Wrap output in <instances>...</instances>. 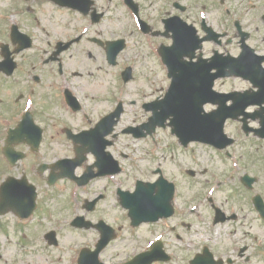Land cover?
<instances>
[{
    "label": "rangeland",
    "instance_id": "374dc122",
    "mask_svg": "<svg viewBox=\"0 0 264 264\" xmlns=\"http://www.w3.org/2000/svg\"><path fill=\"white\" fill-rule=\"evenodd\" d=\"M22 5H24L23 11L11 12L10 9H20ZM119 5L120 1L105 15L99 25L90 29L91 36H97L102 40L118 36L126 39L127 48L121 54L118 66L107 65L104 61V51L100 47L82 44L81 50L84 52L81 54L80 62L85 67H90V71L81 74L76 81L81 88L89 87L98 90L104 87L112 93L114 100H117L116 96H119V99L125 103V111L118 129L144 121L147 113L142 108V101L162 98L169 83L164 68L161 65L157 66V58L146 52L141 37L128 22L124 10ZM12 13H17L14 18L19 21L20 28L32 32L40 43L57 36L60 29L63 36L72 35L77 30L81 33L85 29L79 26L82 21L76 15L55 7L47 0H31L26 3L22 0H0V20H3L2 17L12 19L13 17H7ZM69 18H71L68 22L69 27L75 29L73 33L65 28ZM38 20L41 25L36 26ZM0 26L4 25L0 23ZM87 52H90L93 57L88 58ZM128 62L135 70V78L124 85L118 78V70ZM231 83L236 84L232 79L217 82L216 88L222 85L227 87L234 85ZM130 101L135 103L132 104ZM120 152L124 154L123 157L119 156ZM112 153L119 156L122 172L111 178L91 182L84 190L83 197L82 192L68 182H60L52 188L46 187L45 183L41 182L39 190L42 206L33 218L22 222L12 214L1 216L0 264H69L74 254L72 249L75 250L76 245L79 244H91L90 242L97 234L94 229L79 230L70 227L69 223L73 216L82 214L93 222L101 218L119 231L117 238L103 256L106 261L125 259L138 252L135 242L148 237L150 231H157V226L143 224L138 228H131L126 212L117 204L115 190L117 187L133 190L137 179L153 181L156 178L153 170L156 168H160L178 185L180 193L175 201L178 208L175 215L177 219L185 216L190 206L196 205L197 212L188 219L194 222L202 221L201 225L195 224L193 227L194 234L197 235H192L194 238L203 241L209 232L216 233L231 229L230 223L225 226H211L210 205L204 196H213L215 205L235 203L242 207L243 212H247L248 206L242 195L243 189L240 188V193L237 191V176L241 174V169L238 170L234 165V159L232 162L222 160L217 155L219 153L197 143L184 148L176 142L169 128L160 129L152 139H135L130 135L119 134L114 140ZM188 169L195 170L196 175L189 176L186 173ZM12 173L17 174L20 171ZM28 175L35 180L38 179L33 172H28ZM260 188L264 191L263 184ZM101 191H106L107 197L98 211L86 213L81 208L82 200ZM75 193L78 195L73 198ZM249 218H254L253 212L249 214ZM255 218L256 220L251 222L249 231L245 232L264 237V226L261 225L256 214ZM51 229L56 231L59 240V245L56 247L49 246L43 237L44 232ZM160 229L168 230L163 226ZM197 230L201 232L197 234ZM178 233L186 236L185 228L178 227ZM166 239L169 242L170 236H166ZM171 239L173 240L172 248L177 251L176 255L180 258L186 256L188 252H181L177 248L179 243L174 236ZM175 263L187 264L183 260L178 262L177 257Z\"/></svg>",
    "mask_w": 264,
    "mask_h": 264
},
{
    "label": "flooded vegetation",
    "instance_id": "af4514ba",
    "mask_svg": "<svg viewBox=\"0 0 264 264\" xmlns=\"http://www.w3.org/2000/svg\"><path fill=\"white\" fill-rule=\"evenodd\" d=\"M111 1L77 0L76 5H80L82 11L89 7L87 15L77 12L92 21L96 15L94 10L101 11L100 7ZM133 1L136 3L138 18L149 27L148 36L153 37L154 33H161L153 38L170 43V37L162 34L165 28L164 21L178 18L185 25L194 28L200 38L208 39L207 28L213 29L219 35L202 43L201 53L204 57H209L213 51H217L231 55L237 64L249 66L251 72L256 69L258 63L264 70V0ZM122 3L128 9L129 2L122 0ZM129 9L139 26L135 14L130 7ZM175 22L176 20H173L169 25ZM168 33L172 35L171 31ZM0 38L8 39L7 45L14 63V70L11 73L6 70L0 72V153L7 131L26 116V120L33 124L31 125L33 129L41 130V142L35 153L30 151L28 145L20 144L15 147L19 151H26L25 158L15 170L22 167L24 170L36 172L37 178L44 183L53 164L64 158L65 147H69L66 151L73 153V143L68 134H77L94 127L95 121L91 117L97 112V103L110 104V97L103 96L96 100L95 93L90 88H81L77 85V78L83 74L78 69L88 73L90 71L89 68H79V44L73 42L65 50H59L58 45L59 42L72 40L75 38L74 35L64 37L59 33L51 40L42 42V50L22 59L16 58L26 50L15 55L17 46L12 44L10 36L0 35ZM249 50L258 57L242 58V51ZM262 72L264 76V71ZM246 89L257 92L259 85L255 83L251 86L247 82L242 90ZM261 105L249 106L246 123L235 121L236 126L232 135L234 138L232 146L243 148L237 162L243 173L238 176V180L246 188L244 197L247 201L252 199L254 188L264 185V139L259 138L256 131L260 118H264V110H259ZM224 154L230 155L229 152ZM41 167H45L47 173L45 176L39 173ZM245 177L246 180L243 181L242 178ZM247 183L250 184L247 186ZM237 211L241 212L242 208L238 206ZM231 220L234 222L232 232L207 234L205 240L212 243L209 244L211 249L206 244L203 247H208L220 264L264 263V246H257L254 242L246 243L244 242L246 239L239 237L236 232L246 231L250 224L248 217H240L234 213L225 222ZM186 228L192 230L190 224ZM162 245L164 248V243ZM164 250L167 252L165 248Z\"/></svg>",
    "mask_w": 264,
    "mask_h": 264
},
{
    "label": "water",
    "instance_id": "95a60500",
    "mask_svg": "<svg viewBox=\"0 0 264 264\" xmlns=\"http://www.w3.org/2000/svg\"><path fill=\"white\" fill-rule=\"evenodd\" d=\"M214 123L211 120L207 121L208 126H212ZM14 183V182H12ZM5 183L2 188V199L1 206H10L13 210L23 211L24 214H21L20 217L24 218L29 216L31 212V207L33 208V199H34V189H32V199L30 202V196L28 195V188L24 186L23 182H15L14 186ZM22 185V186H19ZM153 186L140 187L139 192L135 194L136 200L130 201V214H134L138 211L139 206L146 205L147 208H152L151 202L154 198H158L160 201V206L163 207L166 201H164L165 196L161 190H159V195H153ZM138 189V188H137ZM26 196V197H25ZM127 202V200H125ZM7 210V209H5ZM1 211L0 213L5 212Z\"/></svg>",
    "mask_w": 264,
    "mask_h": 264
}]
</instances>
